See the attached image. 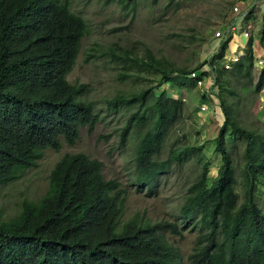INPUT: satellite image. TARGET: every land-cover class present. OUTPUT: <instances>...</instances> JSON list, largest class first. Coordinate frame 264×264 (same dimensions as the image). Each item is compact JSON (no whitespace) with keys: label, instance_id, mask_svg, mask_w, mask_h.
I'll list each match as a JSON object with an SVG mask.
<instances>
[{"label":"trees","instance_id":"1","mask_svg":"<svg viewBox=\"0 0 264 264\" xmlns=\"http://www.w3.org/2000/svg\"><path fill=\"white\" fill-rule=\"evenodd\" d=\"M118 1L135 11L140 0ZM86 34V22L71 11L68 0H0V187L35 168L44 151L74 146L81 129L91 134L99 123L94 104L82 99L88 86L67 81ZM229 41L194 70L156 64L159 83L180 94L194 84L187 75L204 64L212 66L224 117L214 138L220 156L216 176L209 177L212 164L205 162L184 194L181 226L122 222L120 184L105 178L101 162L83 153L66 154L51 170L45 194L37 201L24 200L15 216L0 221V264H183L167 236L181 238L186 229L197 234L188 264H264V208L256 201L258 186H264V136L238 124L228 100L249 92L253 58L220 69ZM263 82L264 69L256 92ZM107 105L130 114L118 146L123 150L132 135L137 137L133 186L147 188L150 195L174 162L192 158L196 148L184 146L159 160L165 138L183 116L178 98L166 92L156 96L151 88ZM226 139L243 143L238 176Z\"/></svg>","mask_w":264,"mask_h":264},{"label":"rangeland","instance_id":"2","mask_svg":"<svg viewBox=\"0 0 264 264\" xmlns=\"http://www.w3.org/2000/svg\"><path fill=\"white\" fill-rule=\"evenodd\" d=\"M68 1L71 11L86 22L87 34L81 41L67 81L88 86L89 92L82 99L94 104L100 121L91 134L81 129L74 146L63 145L60 151H44L35 168L0 187V221L15 216L24 200L37 201L45 194L49 174L63 155L83 153L102 163V173L107 180L120 184L125 199L122 222L136 220L150 225L169 222L181 226L179 210L184 194L199 178L205 162L212 164L209 177L216 176L220 156L215 152L214 138L224 121L222 111L208 99L205 102L208 113L199 114L200 90L194 85L185 87L181 94L186 100L183 116L165 138L159 160L167 159L171 150L184 146L196 148L195 152L186 162H174L171 170L159 178L158 187L148 195L147 188L133 186L137 137L132 135L123 150L118 146L120 129L130 114L108 110L107 102L118 96L131 98L151 88L156 96L162 91L170 93L171 86L160 84L156 64L160 69L194 70L210 61L215 55L214 34L233 19L234 7L241 11L239 2L242 0H157L156 3L140 0L135 11L125 10L118 0ZM261 22L255 17L245 25V28L253 27L254 39L258 38ZM261 71L253 69L249 92L238 93L228 100L236 108V122L264 136V82L259 91L254 90ZM242 84L249 85L246 79ZM236 87L233 84L232 89ZM172 91L174 95L167 93L169 97L180 95ZM148 100L151 102V98ZM180 133L185 137H177ZM225 146L238 176L243 165V143L226 139ZM196 155L200 156V161ZM256 201L264 208V186H258ZM196 235L186 229L181 238L167 236L179 249L185 264H188Z\"/></svg>","mask_w":264,"mask_h":264},{"label":"built area","instance_id":"3","mask_svg":"<svg viewBox=\"0 0 264 264\" xmlns=\"http://www.w3.org/2000/svg\"><path fill=\"white\" fill-rule=\"evenodd\" d=\"M232 13L233 19L225 25H221L217 32L214 34V39L218 41V45L214 49L215 54L221 52V45L226 42V40H231L237 32L240 31L239 21L237 22L235 18L239 15L241 19H244V16L239 12L237 7L233 8ZM242 36L244 38H250L249 32H243ZM242 52H229L227 49L223 52L222 58L218 61V67L222 70H231L236 64H239L243 57ZM253 67L257 69H264V58H256L253 60ZM189 79L195 82L197 88L200 89V93L203 96H210L211 92H215V77L213 73V67L209 64H204L199 70L190 73L188 76ZM181 101L186 102L185 98H181ZM208 107L206 105H201L200 114H207Z\"/></svg>","mask_w":264,"mask_h":264},{"label":"crops","instance_id":"4","mask_svg":"<svg viewBox=\"0 0 264 264\" xmlns=\"http://www.w3.org/2000/svg\"><path fill=\"white\" fill-rule=\"evenodd\" d=\"M240 13L244 16V19H241L239 15L236 21L239 23L240 31L237 32L234 37L228 43L227 50L231 52H242L243 57L246 58L249 55L255 60L256 58H264V15H261V12H264V0H242L239 2ZM233 17V16H232ZM257 17L259 20L261 19V29L258 32V38L254 39L252 28L246 26V23L251 18ZM249 32L250 38H244L242 36L243 32ZM216 44L218 45V41L216 40ZM251 45V48L249 47ZM215 49V48H214ZM215 54V52L213 53ZM244 60V59H242ZM259 70L257 68H254ZM263 70V69H261Z\"/></svg>","mask_w":264,"mask_h":264},{"label":"clouds","instance_id":"5","mask_svg":"<svg viewBox=\"0 0 264 264\" xmlns=\"http://www.w3.org/2000/svg\"><path fill=\"white\" fill-rule=\"evenodd\" d=\"M216 55V54H215ZM242 59H244V58H242ZM242 61V60H241ZM203 66V65H202ZM253 69H254V67H253ZM195 72V71H194ZM192 73V72H191ZM190 75V74H189ZM189 75H187V79L189 80V82H192V83H194L193 85L196 87V85H195V82L193 81V80H191V79H189L188 78V76ZM216 82V81H215ZM165 85H167L168 87H170L167 83H165ZM197 88V87H196ZM215 88H216V91L215 92H211L210 93V96H203V95H201V93H199V103L201 102V104H200V107H201V105H206L207 103H205L206 102V100H213V102H215L216 103V105L217 106H219V100H218V98H217V93H218V90H217V87L215 86ZM199 89V88H198ZM200 90V89H199ZM170 93L169 92H167L166 91V93H168V94H170L171 96H173L174 95V92L172 91V88H170ZM182 91H185V90H181V92ZM162 92H164V91H162ZM183 93V92H182ZM183 97V95L181 96V94L178 96V97H174V99H179L180 101H181V98ZM171 98H173V97H171ZM202 98H204V100H205V102H203V101H201L202 100ZM182 103H185V102H183V101H181ZM207 106V105H206ZM200 107H199V111H198V113L200 114ZM208 107V106H207ZM218 108H220V107H218ZM221 111V110H220ZM98 161V160H97ZM217 173V172H216ZM177 248V247H176ZM178 249V248H177ZM179 250V249H178ZM180 252V251H179ZM192 253V252H191ZM180 255H181V253H180ZM189 257V256H188ZM181 258H182V256H181ZM188 259V258H187ZM182 263L183 264H185L184 263V261H183V258H182ZM187 263H188V261H187Z\"/></svg>","mask_w":264,"mask_h":264}]
</instances>
